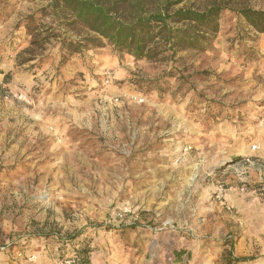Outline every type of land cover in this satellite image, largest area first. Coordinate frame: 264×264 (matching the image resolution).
Segmentation results:
<instances>
[{"label": "rangeland", "instance_id": "rangeland-1", "mask_svg": "<svg viewBox=\"0 0 264 264\" xmlns=\"http://www.w3.org/2000/svg\"><path fill=\"white\" fill-rule=\"evenodd\" d=\"M51 5L0 0V264H264V33L136 61Z\"/></svg>", "mask_w": 264, "mask_h": 264}, {"label": "trees", "instance_id": "trees-1", "mask_svg": "<svg viewBox=\"0 0 264 264\" xmlns=\"http://www.w3.org/2000/svg\"><path fill=\"white\" fill-rule=\"evenodd\" d=\"M151 0H51L54 13L69 17L70 24H78L96 38L86 42L104 40L120 54L134 60L167 62L177 50L203 52L210 44V35L218 32V19L228 10L236 14L238 25L253 36L264 33V10L243 7L233 10L213 4L203 11L192 8H169L183 0H155V9L146 11ZM154 1V0H153ZM243 39V38H242ZM71 53L79 52L80 44L68 42ZM183 252L176 253L180 260ZM76 257V256H75ZM76 262L79 258L76 257ZM247 257H234L230 252L223 256L224 264L250 261Z\"/></svg>", "mask_w": 264, "mask_h": 264}, {"label": "built area", "instance_id": "built-area-1", "mask_svg": "<svg viewBox=\"0 0 264 264\" xmlns=\"http://www.w3.org/2000/svg\"><path fill=\"white\" fill-rule=\"evenodd\" d=\"M262 193L264 194V187L262 189ZM59 264H75V260L74 259H64L60 261Z\"/></svg>", "mask_w": 264, "mask_h": 264}, {"label": "crops", "instance_id": "crops-1", "mask_svg": "<svg viewBox=\"0 0 264 264\" xmlns=\"http://www.w3.org/2000/svg\"><path fill=\"white\" fill-rule=\"evenodd\" d=\"M263 176L264 175L261 172H258V174H255V177H254L255 182H260Z\"/></svg>", "mask_w": 264, "mask_h": 264}]
</instances>
